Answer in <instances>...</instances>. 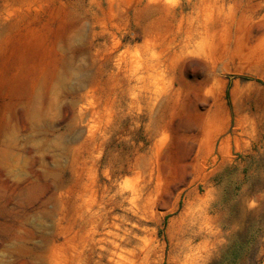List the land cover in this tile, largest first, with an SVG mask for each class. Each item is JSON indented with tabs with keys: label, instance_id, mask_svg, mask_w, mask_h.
Returning a JSON list of instances; mask_svg holds the SVG:
<instances>
[{
	"label": "rangeland",
	"instance_id": "374dc122",
	"mask_svg": "<svg viewBox=\"0 0 264 264\" xmlns=\"http://www.w3.org/2000/svg\"><path fill=\"white\" fill-rule=\"evenodd\" d=\"M103 210L135 264H264V0H0V264Z\"/></svg>",
	"mask_w": 264,
	"mask_h": 264
},
{
	"label": "bare ground",
	"instance_id": "6f19581e",
	"mask_svg": "<svg viewBox=\"0 0 264 264\" xmlns=\"http://www.w3.org/2000/svg\"><path fill=\"white\" fill-rule=\"evenodd\" d=\"M110 219V212L107 210L89 213L85 219V224L89 227L85 233V264H135L134 254L129 257L122 254V246L130 245V238H120L118 233L107 231L118 230L121 226L110 222Z\"/></svg>",
	"mask_w": 264,
	"mask_h": 264
}]
</instances>
